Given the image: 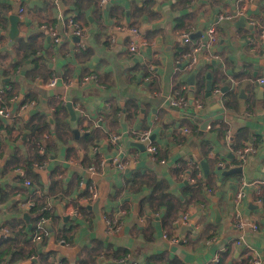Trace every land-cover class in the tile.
I'll use <instances>...</instances> for the list:
<instances>
[{"label": "crops", "instance_id": "1", "mask_svg": "<svg viewBox=\"0 0 264 264\" xmlns=\"http://www.w3.org/2000/svg\"><path fill=\"white\" fill-rule=\"evenodd\" d=\"M143 1L0 0V107L8 105L19 118L12 124L0 116V243L18 233L22 220L31 226L34 201L50 205L51 214L44 215L51 218L49 235L23 249L27 255L40 242L38 256L7 253L4 264H264V89L257 82L264 76V0L250 6L254 25L221 17L236 12L240 0ZM12 15L21 18L14 39ZM69 16L85 28L81 39L67 33ZM56 23L59 43L43 27ZM124 25L139 30L146 48L130 50L136 35L116 34ZM210 25L216 57L199 54L191 106L192 70L184 55L192 44L182 35L201 31L191 38L196 42ZM80 40L86 47L77 48ZM209 73L213 92L207 97ZM90 75L96 80L84 81ZM54 77L59 81L51 86ZM179 97L185 105L172 109ZM28 101L35 105L22 110ZM143 132H149L145 141ZM246 147L253 150L244 155ZM182 161L196 174L178 173ZM92 190L98 198L82 202ZM241 190L245 196L237 202ZM58 202L67 214L80 203L86 210L65 223ZM96 202L98 211L87 206ZM123 204L124 227L111 233L105 216L114 218ZM17 238L19 250L26 235Z\"/></svg>", "mask_w": 264, "mask_h": 264}, {"label": "built area", "instance_id": "2", "mask_svg": "<svg viewBox=\"0 0 264 264\" xmlns=\"http://www.w3.org/2000/svg\"><path fill=\"white\" fill-rule=\"evenodd\" d=\"M109 0H101V5H104L108 2ZM241 2V6L240 8L234 12V13H223L221 14L222 18L228 19V20H236L238 18H243L248 20L252 25L255 24V21L253 20V18H251V14L249 13L250 11V6L255 2V0H240ZM59 23H56L54 25H48V24H44L43 27L49 32L51 38L53 39V41L55 43H59L61 41L60 38V34H59ZM64 26L67 29V33L72 34L74 37H78V38H82L85 34V28L82 26V24L74 19L73 17L69 16L66 21ZM120 30L123 31H129L132 32L134 35H136V39L131 43L130 45V50L134 53H137L139 51L140 48H146V43H144L143 41H141L139 39V30L137 28H130L128 26H120L119 28ZM192 34V32H186L182 35L183 39L185 40V42H190L192 44L191 49L185 53L184 57L188 60L187 62V68L188 70H193L195 65L198 62V56L201 52H212V50L214 49V47L217 44V36H216V28L214 25H210L209 27L206 28L203 37L201 40H198L196 42L192 41L190 35ZM261 36L264 37V29L261 30ZM113 42H115V39L113 38ZM77 48H83L86 47L85 43L83 41H79L77 42ZM213 53V52H212ZM214 54V53H213ZM215 56V54H214ZM216 57V56H215ZM91 80H96V77L94 75H90L84 78V81H91ZM59 81V79L57 77H54L51 82L50 85L51 86H55L57 84V82ZM257 82L259 85H261L264 89V76L258 77L257 78ZM215 94H219L220 93V88H215L214 90ZM4 90L0 89V99H2ZM185 97H179L176 99H173L171 101V105L172 106H176L178 108L182 107L185 105ZM35 105L34 101H28L25 102L22 106L21 109L22 110H26L32 106ZM196 108L197 110H201L203 108V103L202 102H197L196 104ZM0 116L4 117L7 121L11 122L12 124H18V120L19 118H17L18 116L15 115L14 110L9 107L8 105H3L0 107ZM149 137V132H143L142 134H140L139 139L141 141H145L147 140ZM116 139V138H115ZM253 149L251 147H246L243 150V154H247L250 151H252ZM150 151L154 154L158 153V147L157 145H152L150 147ZM41 153H44V149L41 150ZM105 165V160H101L100 161V166H104ZM35 166H38V164H36ZM42 167V165H41ZM116 167L119 170H123L125 168V164L117 162L116 163ZM94 171V167L91 168ZM201 174V173H199ZM184 176H190L185 174L184 172ZM189 179H192V177H189ZM193 181H197V179H192ZM246 183V182H244ZM27 184H30V182H27ZM245 196V193L243 190L239 191L237 193L236 196V200L237 202H240V200ZM98 198V192L97 190H92L90 196L86 197V198H82L81 201L82 202H94L96 199ZM45 208H50V205L45 207ZM67 212L71 217L74 218H78L81 215V210L80 208L74 207V206H68L67 207ZM126 213V206L123 204L120 209L117 212V215L114 218H110L108 216H105V226L106 229L111 232V233H118L122 230V228L124 227V220H123V216ZM189 215L188 214H184L183 218H182V222L184 224H187L189 222ZM51 218L50 216H44L41 221L38 223L37 225V232L33 237L34 241H42L44 238H46L49 235V231L46 229V225L50 222ZM234 224L239 227V228H243V223L240 220H236L234 222ZM253 228L256 229L257 225H253ZM7 229L4 228V233H7ZM173 241H177V237H173ZM33 258H36V256H33ZM260 260L259 259H253L250 264H259Z\"/></svg>", "mask_w": 264, "mask_h": 264}, {"label": "trees", "instance_id": "3", "mask_svg": "<svg viewBox=\"0 0 264 264\" xmlns=\"http://www.w3.org/2000/svg\"><path fill=\"white\" fill-rule=\"evenodd\" d=\"M153 0H145L143 1L144 3H148V2H152ZM145 74L147 72H144ZM34 118H37L38 120H40L42 117L39 115V114H36L34 116ZM45 123L48 125L49 122L48 120L45 118ZM49 126V125H48ZM33 132L37 133L39 130H41V124L36 123V124H33V126L31 127ZM42 138L43 136L42 135H38L37 136V142L41 143L42 142ZM40 164V163H38ZM178 168L176 169L178 173H180L181 171H186V172H189L191 174H196V172L192 171L190 166L188 165V162L187 161H182L178 166ZM139 181V176L136 175L134 176V178L132 179V183L135 184ZM53 184H51V187H52ZM132 188V187H130ZM89 190H88V187L84 190V192H82V194L84 196H86L88 193ZM155 195H152L150 197V199L148 200H151V198H154ZM46 205L44 203H39L38 201H34V204L31 205L30 207V213L34 215V218L32 219V221L30 222L31 223V226L29 227V224H27L24 220L21 221V228L20 230L17 232H12L9 234V236H7L6 239H4L0 245L2 244V246H0V264H4V263H7L9 262V260L5 257V255L7 253H12L13 256H16L17 258H20V259H31L32 256H38V252H39V247H38V243L40 242H33V249L27 254L25 255L24 252H23V249L25 247V244L26 243H31L32 242V239L34 237V235L36 234L37 232V221L40 220L42 218V216L46 215V214H50V209L48 208H45ZM79 208L83 211V210H86L85 206H83L82 203L79 204ZM51 215V214H50ZM24 234L26 235V238L24 239L23 241V245L21 246V248L19 250L15 249V244L16 243H19V239L17 238V234ZM6 245V247H4ZM4 245V246H3ZM173 264V263H172Z\"/></svg>", "mask_w": 264, "mask_h": 264}, {"label": "water", "instance_id": "4", "mask_svg": "<svg viewBox=\"0 0 264 264\" xmlns=\"http://www.w3.org/2000/svg\"><path fill=\"white\" fill-rule=\"evenodd\" d=\"M60 3L62 4V2H60ZM10 18H11L10 20L12 22V25H11L9 33H10L11 39H14L15 36L20 33V30H19V27H18V22H20L21 18L18 15H12ZM116 34L118 35V37H121L123 35H133L132 32H124V31H120V30L118 32H116ZM200 35H201V31H198V32L192 33L190 35V37L192 39H195V38H197ZM183 41H185V40L183 39ZM196 75H197V71H196V69H194V70H192L189 78L187 79L188 84L191 86L190 87L191 88V93H190V97H191L190 98V104H191V106L194 104V91H195V85H196V82H195ZM207 78H208V80L206 82L205 90L207 92V97H210L212 95V92H213V83L211 81V74L210 73L207 74ZM68 106H69L70 114L73 117V120H76L77 119V115H76V112H75L73 106L70 103L68 104ZM171 108L175 109V110L181 109V108H178L176 106H171ZM78 132H79L78 129H75V133H78ZM135 145L139 146V147H144L140 143H135ZM202 167L204 169V173L208 176L209 175V168H208V164L205 161L202 162ZM233 171L234 170H231L230 172H233ZM38 172L40 174H42L44 177L47 176V170H45V169L39 168ZM57 205H58V208H59L60 215L64 219L65 223L69 222L72 219V217L64 211V208H63L62 204H60L58 202ZM87 206L89 208H91V209H94V210L98 211L99 202H96L95 204H90V205H87ZM75 220H76V218H75ZM185 228L193 229L192 226H185ZM107 264H123V262H109Z\"/></svg>", "mask_w": 264, "mask_h": 264}]
</instances>
